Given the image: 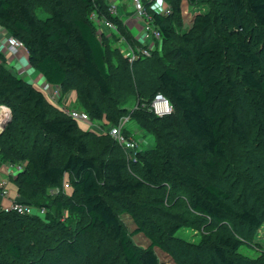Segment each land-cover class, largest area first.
I'll return each mask as SVG.
<instances>
[{
	"label": "trees",
	"instance_id": "16d2710c",
	"mask_svg": "<svg viewBox=\"0 0 264 264\" xmlns=\"http://www.w3.org/2000/svg\"><path fill=\"white\" fill-rule=\"evenodd\" d=\"M222 1L229 12L227 22L230 23L233 17L240 19V30L223 37L229 52L228 59L226 51L215 41L201 44L196 49V57L189 48L178 47L171 60L179 57L194 60L195 68L188 71H180L173 66L163 68L157 76L159 88L141 101L147 108H142L139 122L149 127L159 146L170 127L179 121L192 138L191 141L178 143L173 154L205 180L185 171H170L169 175L189 189V204L195 212L216 221L234 218L251 228H258L262 224L260 215L245 207H234L227 192L216 182H221L237 167L235 159L239 158L233 157L232 141L251 156L257 151L251 144L253 120L248 118V113L245 118L237 110L239 98L236 89L244 85L264 95L263 35L256 34L254 30L248 31L245 26L250 16L255 27L264 30V0ZM143 2L147 10L146 0ZM37 5L46 10L48 15L45 18L38 17ZM108 8L105 0H0V26L19 38L29 62L46 83L62 88L69 72L74 71L94 84L95 95L88 86L81 84L78 97L85 108L83 111L95 120H100L103 108L114 107V101L105 48L89 15L95 12L99 17L104 16L116 24L118 33L129 43L140 44L119 16L109 14ZM147 11L161 30V39L167 38L169 26L166 16ZM212 23V15L199 14L194 18L193 26L183 33V42H192ZM114 49L131 68L144 60L141 58L130 64L117 47ZM4 59V54L0 52V104L12 107L13 118L0 132L1 156L13 161L25 159L26 170L22 177L30 184L33 193L59 186L64 176L68 175L71 197L56 201V207H67L85 217L86 224L76 228L82 236L100 229L112 241L118 242L125 264H163L153 249L158 242L152 239L145 247L136 245L132 236L142 228L126 232L109 199L135 195L143 187L142 181H131L129 178L128 162L131 159L127 157V150L122 149L110 135L105 143L96 141L95 150H92L90 141H95V138H92L91 130L82 128L78 120L51 103L41 89L9 71ZM113 63L117 61L113 60ZM212 65L217 72L225 74L211 73ZM157 92L170 101L173 107L170 114L160 117L149 110L148 105ZM243 104L247 106L245 110L249 106L251 111L254 110L264 135V96L259 103L248 100ZM144 113L155 116L148 118ZM18 115H21V120L17 119ZM105 115L114 117L113 124L118 122L114 114ZM40 135L64 144L68 148L64 158L57 162L52 141H41ZM169 160L165 165L171 170ZM143 164L152 176L151 162L144 159ZM244 177L252 176L246 172ZM261 188L264 185L260 186V191ZM259 194L264 195V191ZM16 201L32 204L25 198ZM40 205L45 213L42 218L53 219L48 206ZM34 215L6 210L0 204V254L7 257V261L0 259V264H39L50 256V264H110L113 260V247L102 251L97 249L84 258L74 240L63 238L56 244L47 242L39 228L31 226V223L41 222ZM239 245V240L228 233L218 235L213 246V254L218 261L209 253L207 263L219 264L221 261L232 264L233 260L224 248L236 250ZM260 260L264 264V250Z\"/></svg>",
	"mask_w": 264,
	"mask_h": 264
},
{
	"label": "rangeland",
	"instance_id": "374dc122",
	"mask_svg": "<svg viewBox=\"0 0 264 264\" xmlns=\"http://www.w3.org/2000/svg\"><path fill=\"white\" fill-rule=\"evenodd\" d=\"M105 1L108 4L109 2L113 5L118 4L120 6L119 10L127 15L130 14L129 0H125L126 2L124 0H120V2L118 0ZM121 1L123 2L122 5ZM146 4L147 10H162L164 12L167 10L164 15L166 16V24L169 26V36L160 40H147L141 35L134 20H131L128 27L120 19L122 24L128 27L132 37L139 39V45H144L149 49V53L141 61L143 63H136L135 68H131L130 65L127 66L121 60L119 52L114 49L119 40L116 24L113 23L114 30H117V32L104 26L99 27L102 31L95 29L105 48L107 68L113 88L114 107L103 108L100 120H95L89 116L90 118L86 122L78 121L82 128L91 130L92 138H95V141L91 139L90 146L92 150H95L96 141L102 140L105 143L110 137L108 128L113 124L114 120L112 118L114 117L109 118L105 114L108 116L114 114L113 116L118 118V121L122 117L127 118L126 124H123V130L135 142L132 149H127V157L131 159L128 162L129 178L131 181H142L143 187L132 196L110 197L113 209L126 232H130L137 227L142 228V231L132 236V240L136 245L145 247L150 244L152 239L158 242V245L154 246L153 249L159 261L163 264H208L209 253L218 261V258H215L213 254V246L218 235L222 233H228L240 242L236 250L224 248L227 255L232 258V264H262L260 257L264 250V195L259 194V192L264 191V188H261L262 191H260V186L264 185V135L259 126V118L255 115L254 110L249 109L251 106L248 107V110H245L247 106L243 103L248 100H253L254 104L259 103L261 96L264 95L251 91L244 85L237 87L236 96L239 98V105L236 108L241 114H244L245 118H247L248 113V118L253 120V129L250 130L251 144L257 151L251 156L245 149L242 150L238 147L235 141H232L234 144H232L233 157L239 158L235 159L237 167L234 168L232 173H228L221 182H216L223 191L227 192L234 207H245L260 215L262 224L258 228H251L234 218L216 221L195 212L189 204V189L176 182L169 175L170 171H185L205 180L199 173L193 171L185 162L177 159L173 154V149L178 143L191 141L192 138L179 121L176 125L170 127L167 136L159 146L149 127L139 122V116L142 114L141 110L146 107L141 101L143 102L144 99L149 98L159 88L157 76L163 68L173 66L180 71L195 68L194 60L188 61L182 57L175 59V61L171 60L177 48L180 46L189 48L196 57V49L201 44L215 41L221 46V49L226 51V58L228 59L229 52L223 37L226 34H235L240 30L238 25L240 19L233 17L230 23L227 22L226 16L229 15V12L222 0H146ZM35 9L40 18H45L48 15L46 10L39 5ZM108 11L110 15L121 18L120 11L112 13L109 8ZM86 12V15H89V11ZM206 13L213 16V23L202 35L185 44L182 40L183 33L193 26L196 16ZM100 17L102 20L105 19L104 16ZM248 18L245 24L248 31L254 30L256 34L263 35L264 39V30L255 27L252 18L250 16ZM10 36H12L10 32L0 26V52L4 54V65L9 71L41 89L48 100L60 107L65 114L72 108L83 111L85 108L79 100L78 88L81 84H85L91 90V93L95 95L96 88L94 84L74 71L69 72L65 86L62 88L46 83L40 73L29 62L28 55L22 53L21 50L25 49L24 46L19 48L9 47L10 45L6 43V40ZM119 45L123 49L124 44L119 43ZM113 60H116L117 63H113ZM213 72L220 75L225 74L220 73L221 71L217 72L214 65L211 68V73ZM2 106L3 111L9 109L12 119V107ZM102 106H105V104H102ZM1 110L0 122L7 118L5 117L6 113ZM144 115L148 118H151L152 115L155 116L152 113H144ZM16 117L21 120V115ZM1 131L3 130L0 125ZM40 139L41 141H52V139L42 135H40ZM52 144L55 146L54 156L58 162L64 158L68 148L58 141H52ZM253 158L255 161H253ZM144 159L151 162L152 176H149V172L143 164ZM168 160L171 170L165 165ZM246 162L248 163L246 164ZM25 170V159L20 158L13 161L3 158L0 154V184L7 190V195H2L0 192V204H4L3 207L9 206L11 201L15 199L25 198L32 202V213L29 214H35L34 216L41 220L35 225L31 223V226L38 227L42 238L46 239L47 242L56 244L63 238L74 240L84 258L97 249L102 251L113 247L115 256L110 264H125L118 242L112 241L100 229H95L86 236H82L76 228L78 225L86 224L85 217L67 207H56V201L71 197L72 188L68 175L64 176L59 186L33 193L30 184L23 180L22 176ZM246 172L252 177H244ZM42 203L48 206L47 208L50 210L53 219L42 218L45 213L42 214L38 210L41 208L40 204ZM30 240L31 238H29V242ZM0 259L7 261L4 254H0ZM45 260L38 263L50 264L52 257H47ZM219 264L224 263L220 261Z\"/></svg>",
	"mask_w": 264,
	"mask_h": 264
},
{
	"label": "built area",
	"instance_id": "2783aa9c",
	"mask_svg": "<svg viewBox=\"0 0 264 264\" xmlns=\"http://www.w3.org/2000/svg\"><path fill=\"white\" fill-rule=\"evenodd\" d=\"M120 2V0H118ZM123 1V0H122ZM121 1V5L122 2ZM124 2H126L124 0ZM130 4L129 8H130V14L127 15L125 12H123L120 9V6L118 4H110L109 2V10L112 13H118V11H120V17L122 19V21L124 23L127 24V20L131 21L134 20L135 23L138 25V28L141 32V35H143L147 40H160L162 38V33L161 30L158 26H156L153 22L152 19V15L150 13H148V11L145 8L144 2L143 0H129L128 5ZM154 13L157 14H165L167 13V10L164 12L162 10L157 11V10H152ZM126 17V18H124ZM89 19L95 24L96 29H98V31H102L101 28L99 27H106V28H111L114 30L115 26L113 25V23L107 19H101V17H99L95 12H92L89 15ZM129 27V26H128ZM101 29V30H99ZM115 32H117V30H114ZM139 32V33H140ZM135 38V37H134ZM137 39V38H135ZM139 40V39H137ZM6 43L8 45H10V47H14V48H19V47H23V43L13 37L10 36L7 40ZM119 43H123L124 47L123 49H121ZM115 47L118 48V50L122 53V55L127 59V61L131 64L141 58H144L146 54L149 53V49L144 46V45H133L131 43H129L123 36H121L119 34V40L117 42V44L115 45ZM149 110L152 111L155 115L157 116H165L170 114L173 111V107L170 103V101L168 100V98L166 96H164L162 93L157 92L153 98L151 99L149 105ZM7 108V107H6ZM5 114V117L7 116L9 110L7 108L6 111H3ZM67 115H69L70 117L78 120V121H82V122H86L89 120V116L85 111H81L75 108L70 109L67 112ZM127 122V118L126 117H122L116 124H113L110 126V128H108V133L109 135L113 138V140L124 150L127 149H132L135 145V142L129 138V136H127L124 132H123V124H126ZM0 192L2 195H7V190L5 188H3V186L0 184ZM3 207V206H2ZM6 210H12L15 211L17 213L20 214H28V213H32L31 212V205H28L26 203H22V202H18L16 200L11 201V203L9 204V206L7 207H3ZM40 213L44 212V208H40L39 209Z\"/></svg>",
	"mask_w": 264,
	"mask_h": 264
},
{
	"label": "water",
	"instance_id": "95a60500",
	"mask_svg": "<svg viewBox=\"0 0 264 264\" xmlns=\"http://www.w3.org/2000/svg\"><path fill=\"white\" fill-rule=\"evenodd\" d=\"M8 110H9V109H8ZM6 117H7V118H6L5 120H3V121L0 122V125H1V127H2V130L5 128V126L8 124V122H9L10 119H11L10 112H8V114H7Z\"/></svg>",
	"mask_w": 264,
	"mask_h": 264
},
{
	"label": "crops",
	"instance_id": "0c3cea01",
	"mask_svg": "<svg viewBox=\"0 0 264 264\" xmlns=\"http://www.w3.org/2000/svg\"><path fill=\"white\" fill-rule=\"evenodd\" d=\"M130 23H131V21H130V20H129V21L127 20V24L129 25ZM5 45H6V44H5ZM9 47H10V46H9ZM10 48H11V47H10ZM4 51H5V50H4ZM6 51H8V50H6ZM21 51H22V53L27 54L25 49H24V50L22 49ZM40 75H41V74H40ZM41 76H42V75H41ZM43 79H44V78H43ZM44 80H45V79H44ZM15 200H17V199H15ZM8 204H9V203H8ZM2 205H4V204H2Z\"/></svg>",
	"mask_w": 264,
	"mask_h": 264
},
{
	"label": "bare ground",
	"instance_id": "6f19581e",
	"mask_svg": "<svg viewBox=\"0 0 264 264\" xmlns=\"http://www.w3.org/2000/svg\"><path fill=\"white\" fill-rule=\"evenodd\" d=\"M1 109H2V110H1ZM0 110L3 111V106H2V105H0ZM2 117H3V116H2Z\"/></svg>",
	"mask_w": 264,
	"mask_h": 264
}]
</instances>
